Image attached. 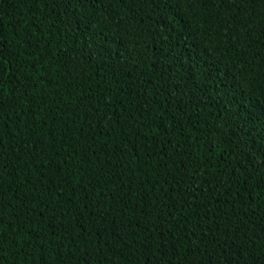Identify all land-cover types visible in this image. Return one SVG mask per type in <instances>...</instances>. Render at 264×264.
Here are the masks:
<instances>
[{"label": "trees", "instance_id": "1", "mask_svg": "<svg viewBox=\"0 0 264 264\" xmlns=\"http://www.w3.org/2000/svg\"><path fill=\"white\" fill-rule=\"evenodd\" d=\"M0 264H264V0H0Z\"/></svg>", "mask_w": 264, "mask_h": 264}, {"label": "snow or ice", "instance_id": "2", "mask_svg": "<svg viewBox=\"0 0 264 264\" xmlns=\"http://www.w3.org/2000/svg\"><path fill=\"white\" fill-rule=\"evenodd\" d=\"M62 2L65 4L75 2V3L80 4L81 6L89 7L93 4L94 0H62ZM212 83L214 84L215 81L213 80ZM200 91L201 93H206L209 91V89L207 87H203L200 89Z\"/></svg>", "mask_w": 264, "mask_h": 264}]
</instances>
